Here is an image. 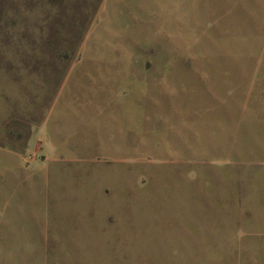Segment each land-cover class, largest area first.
Instances as JSON below:
<instances>
[{"label":"rangeland","instance_id":"1","mask_svg":"<svg viewBox=\"0 0 264 264\" xmlns=\"http://www.w3.org/2000/svg\"><path fill=\"white\" fill-rule=\"evenodd\" d=\"M0 264H264V0H0Z\"/></svg>","mask_w":264,"mask_h":264}]
</instances>
